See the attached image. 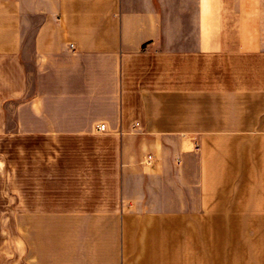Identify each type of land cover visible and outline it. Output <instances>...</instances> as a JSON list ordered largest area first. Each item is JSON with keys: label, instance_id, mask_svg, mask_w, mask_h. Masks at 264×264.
I'll use <instances>...</instances> for the list:
<instances>
[{"label": "crops", "instance_id": "0c3cea01", "mask_svg": "<svg viewBox=\"0 0 264 264\" xmlns=\"http://www.w3.org/2000/svg\"><path fill=\"white\" fill-rule=\"evenodd\" d=\"M250 137L264 0H0V264H177Z\"/></svg>", "mask_w": 264, "mask_h": 264}, {"label": "rangeland", "instance_id": "374dc122", "mask_svg": "<svg viewBox=\"0 0 264 264\" xmlns=\"http://www.w3.org/2000/svg\"><path fill=\"white\" fill-rule=\"evenodd\" d=\"M244 140L225 146L235 156L230 170L218 161L211 171L221 185L209 208L188 212L194 223L181 234L187 248H178L177 264H264V138ZM7 203L0 201V212Z\"/></svg>", "mask_w": 264, "mask_h": 264}, {"label": "built area", "instance_id": "2783aa9c", "mask_svg": "<svg viewBox=\"0 0 264 264\" xmlns=\"http://www.w3.org/2000/svg\"><path fill=\"white\" fill-rule=\"evenodd\" d=\"M71 47H73V46L71 45ZM105 129H106V125L105 124H98L97 125V130L98 131H105ZM195 148H196V150H199L200 149V143L199 142H196L195 143ZM148 161L149 162L152 161V157L151 156L148 157Z\"/></svg>", "mask_w": 264, "mask_h": 264}]
</instances>
